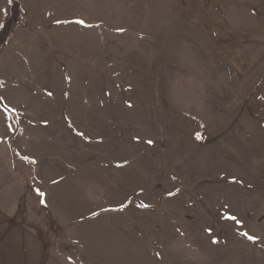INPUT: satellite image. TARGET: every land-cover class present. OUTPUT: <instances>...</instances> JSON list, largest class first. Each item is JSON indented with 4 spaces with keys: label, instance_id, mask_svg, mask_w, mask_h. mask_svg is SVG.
<instances>
[{
    "label": "rangeland",
    "instance_id": "374dc122",
    "mask_svg": "<svg viewBox=\"0 0 264 264\" xmlns=\"http://www.w3.org/2000/svg\"><path fill=\"white\" fill-rule=\"evenodd\" d=\"M21 4L0 146L51 249L264 264V0Z\"/></svg>",
    "mask_w": 264,
    "mask_h": 264
},
{
    "label": "crops",
    "instance_id": "0c3cea01",
    "mask_svg": "<svg viewBox=\"0 0 264 264\" xmlns=\"http://www.w3.org/2000/svg\"><path fill=\"white\" fill-rule=\"evenodd\" d=\"M8 12L9 0H0V26ZM13 172L11 151L2 155L0 146V264H76L75 253L51 249ZM89 261L93 264L92 255Z\"/></svg>",
    "mask_w": 264,
    "mask_h": 264
},
{
    "label": "trees",
    "instance_id": "16d2710c",
    "mask_svg": "<svg viewBox=\"0 0 264 264\" xmlns=\"http://www.w3.org/2000/svg\"><path fill=\"white\" fill-rule=\"evenodd\" d=\"M21 12V0H9L8 15L0 26V49L9 40L13 27L19 23ZM0 103L3 104L1 99Z\"/></svg>",
    "mask_w": 264,
    "mask_h": 264
},
{
    "label": "snow or ice",
    "instance_id": "6c2138e0",
    "mask_svg": "<svg viewBox=\"0 0 264 264\" xmlns=\"http://www.w3.org/2000/svg\"><path fill=\"white\" fill-rule=\"evenodd\" d=\"M80 23H83V21H81ZM149 143H151V141H149ZM40 195H43V193H40ZM231 219H236V218L235 217H231ZM245 235H247V233H245ZM249 239H255V238L249 236Z\"/></svg>",
    "mask_w": 264,
    "mask_h": 264
}]
</instances>
